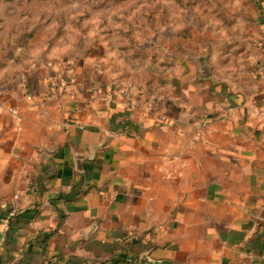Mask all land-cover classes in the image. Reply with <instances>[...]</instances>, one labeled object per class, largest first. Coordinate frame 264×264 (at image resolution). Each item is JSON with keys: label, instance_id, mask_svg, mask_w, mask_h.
Wrapping results in <instances>:
<instances>
[{"label": "crops", "instance_id": "1", "mask_svg": "<svg viewBox=\"0 0 264 264\" xmlns=\"http://www.w3.org/2000/svg\"><path fill=\"white\" fill-rule=\"evenodd\" d=\"M246 2L104 32L0 14V264H264V0Z\"/></svg>", "mask_w": 264, "mask_h": 264}, {"label": "rangeland", "instance_id": "2", "mask_svg": "<svg viewBox=\"0 0 264 264\" xmlns=\"http://www.w3.org/2000/svg\"><path fill=\"white\" fill-rule=\"evenodd\" d=\"M246 3V0H0V14L8 17L7 21L22 12V22L28 21L24 19L26 16L48 14L57 25L65 20L69 23L80 21L82 27L104 32L110 23L121 24L120 30H134L140 21L151 26L150 23L158 20L166 18L167 21L171 15L180 19L184 12L209 21L228 22ZM238 4L240 10L236 8Z\"/></svg>", "mask_w": 264, "mask_h": 264}, {"label": "built area", "instance_id": "3", "mask_svg": "<svg viewBox=\"0 0 264 264\" xmlns=\"http://www.w3.org/2000/svg\"><path fill=\"white\" fill-rule=\"evenodd\" d=\"M104 89H105V99L107 101H114L117 97H126L129 94V88L128 86L125 85H121V84H117L115 82H109L104 84ZM129 104L126 103L125 107H127ZM10 111H14L13 108H10ZM17 195H15L16 197ZM15 210L11 209L8 213H7V217H10L12 215H14ZM136 234L133 231H129L128 232V238L132 239L135 238ZM137 261H140V257L137 258ZM131 262V260H129V262H127V264H129Z\"/></svg>", "mask_w": 264, "mask_h": 264}, {"label": "water", "instance_id": "4", "mask_svg": "<svg viewBox=\"0 0 264 264\" xmlns=\"http://www.w3.org/2000/svg\"><path fill=\"white\" fill-rule=\"evenodd\" d=\"M145 257H146L145 255H141V256H140V262H141V263H144V264L148 263V261L145 260Z\"/></svg>", "mask_w": 264, "mask_h": 264}, {"label": "trees", "instance_id": "5", "mask_svg": "<svg viewBox=\"0 0 264 264\" xmlns=\"http://www.w3.org/2000/svg\"><path fill=\"white\" fill-rule=\"evenodd\" d=\"M255 3H257V4H261V2H260V0H253ZM133 257H135L136 259H137V256H133Z\"/></svg>", "mask_w": 264, "mask_h": 264}]
</instances>
